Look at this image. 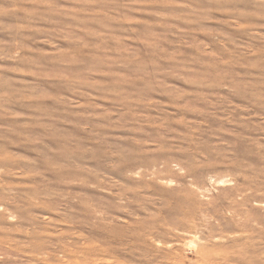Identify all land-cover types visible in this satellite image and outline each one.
<instances>
[{
  "label": "rangeland",
  "instance_id": "1",
  "mask_svg": "<svg viewBox=\"0 0 264 264\" xmlns=\"http://www.w3.org/2000/svg\"><path fill=\"white\" fill-rule=\"evenodd\" d=\"M0 264H264V0H0Z\"/></svg>",
  "mask_w": 264,
  "mask_h": 264
}]
</instances>
